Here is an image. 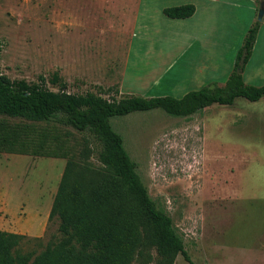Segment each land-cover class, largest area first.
<instances>
[{
    "label": "rangeland",
    "instance_id": "obj_1",
    "mask_svg": "<svg viewBox=\"0 0 264 264\" xmlns=\"http://www.w3.org/2000/svg\"><path fill=\"white\" fill-rule=\"evenodd\" d=\"M133 1L0 0V74L58 90L56 74L72 93L128 96L117 80L133 41ZM259 22L248 69L260 72L255 86L264 85V19ZM222 55L214 82L223 85L234 66L231 53ZM202 110L191 118L136 111L110 122L183 238L192 263L178 255L174 264H264V98ZM15 124L29 125L43 141L50 137L27 153L0 150V230L24 235L19 250L39 254L60 238L50 212L67 160L86 153L99 166L100 144L72 127L0 115V126ZM158 260L151 247L132 264Z\"/></svg>",
    "mask_w": 264,
    "mask_h": 264
},
{
    "label": "trees",
    "instance_id": "obj_2",
    "mask_svg": "<svg viewBox=\"0 0 264 264\" xmlns=\"http://www.w3.org/2000/svg\"><path fill=\"white\" fill-rule=\"evenodd\" d=\"M195 10L193 4H184L163 13L184 19ZM259 29L257 21L248 30L224 86H206L181 98L128 95L115 100L100 92H69L56 74L52 84L58 90L0 74L2 117L72 127L100 144L99 166L92 165L86 153L80 161L67 160L50 212V218L59 220L60 238L39 254L23 253L19 245L25 236L0 230V264H132L151 247L158 255L157 264H174L178 255L191 262L172 217L150 196L110 119L153 109L188 117L213 104L231 106L238 98L251 102L264 98V85L246 84L243 78ZM49 137L45 134L43 141L29 125L0 126V150L27 153Z\"/></svg>",
    "mask_w": 264,
    "mask_h": 264
},
{
    "label": "crops",
    "instance_id": "obj_3",
    "mask_svg": "<svg viewBox=\"0 0 264 264\" xmlns=\"http://www.w3.org/2000/svg\"><path fill=\"white\" fill-rule=\"evenodd\" d=\"M261 2L264 0H134L133 41L124 52L117 80L120 94L181 98L205 85L221 86L222 83L214 82L221 68L223 55H220L231 53V65L234 66L248 30L258 21ZM184 4L195 6V13L189 18L173 19L163 13L165 8ZM258 41L259 36L243 72L245 83L254 86L252 81L260 72L252 74L248 69ZM222 47H228V50ZM141 67L145 71L138 69ZM236 102L237 99L233 105ZM195 115L198 114L185 118Z\"/></svg>",
    "mask_w": 264,
    "mask_h": 264
},
{
    "label": "water",
    "instance_id": "obj_4",
    "mask_svg": "<svg viewBox=\"0 0 264 264\" xmlns=\"http://www.w3.org/2000/svg\"><path fill=\"white\" fill-rule=\"evenodd\" d=\"M263 16H264V3L261 2L258 10V20L261 21L263 19Z\"/></svg>",
    "mask_w": 264,
    "mask_h": 264
}]
</instances>
